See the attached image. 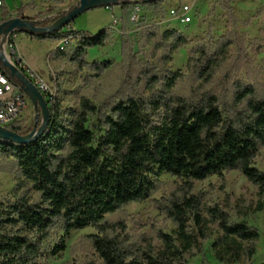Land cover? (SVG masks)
Here are the masks:
<instances>
[{
	"label": "trees",
	"instance_id": "obj_1",
	"mask_svg": "<svg viewBox=\"0 0 264 264\" xmlns=\"http://www.w3.org/2000/svg\"><path fill=\"white\" fill-rule=\"evenodd\" d=\"M164 1L103 8H118L120 25L130 20L137 6L158 13ZM232 1L218 0L227 19L224 34L190 52L187 67L200 84L187 95H173L182 73L165 67L187 43L186 36L175 28L161 31L156 24L147 26L148 40L163 51L153 62L139 57L123 23L124 64L115 91L99 102L81 98L79 109L65 121L58 93L46 95L51 121L42 137L24 145L0 140V153L11 158L20 172L19 186L31 184L18 195L0 196V264H44L45 258L64 250L66 235L87 227L96 230L88 238L103 264H182L183 253L203 252L211 223L221 232L212 244L220 261L233 264L243 255L254 256L255 248L243 244L257 240L259 230L246 221H233L228 210L206 204L202 195L193 192L197 181L236 170L264 196V171L255 165L264 147V69H256L250 50L251 46L255 55L262 53L264 37L249 41L237 31ZM34 6L23 4L16 17L34 20L25 13ZM2 14L0 24L13 17L7 10ZM112 33L111 27L94 35L66 27L51 34H27L54 41L73 36L75 41L68 47L74 51L68 55L59 49V58L69 56L99 76L109 63L88 62L85 53L106 46ZM34 123L35 119L32 125L16 123L11 129L26 135ZM41 123L40 115L38 126ZM162 173L182 181V194L160 206L174 222V234L160 231L161 247L134 244L125 234V223L112 222L108 216L148 199ZM263 209L264 203H258L254 211ZM53 229L63 236L47 249L44 243Z\"/></svg>",
	"mask_w": 264,
	"mask_h": 264
},
{
	"label": "rangeland",
	"instance_id": "obj_2",
	"mask_svg": "<svg viewBox=\"0 0 264 264\" xmlns=\"http://www.w3.org/2000/svg\"><path fill=\"white\" fill-rule=\"evenodd\" d=\"M80 0H0V19L4 18L3 10L7 15L16 17L17 10L25 3H33L34 9H28L25 13L41 23H53L57 16L71 10ZM183 5L192 7V21L184 24L178 17H172L171 10L179 9ZM232 5L238 19L237 31L246 35L249 41L264 37V0H233ZM48 9H51L48 12ZM116 9V8H115ZM116 11H119L118 8ZM111 13L104 12V8H94L86 11L68 27L76 32H85L89 35L99 33L102 29L111 27L113 33L108 38L104 47L92 48L86 51L85 60L88 62L105 63L109 66L99 76L95 72H89L86 67H81L69 56L59 58L58 50L60 40H38L31 35L18 32L16 47L18 55L37 72V74L52 86L54 93H58L61 106V120L71 119V111L79 109L81 98L88 97L94 102L103 100L109 93L117 89L120 84L123 69V55L121 43L125 39V31L122 30L123 23L127 35L134 43V50L139 57L145 60L157 61L162 54L161 49L155 47L154 40H148L146 27L156 24L161 31L175 28L187 38V43L180 47L172 55V60L165 64L167 70L172 73L180 71L182 77L173 89L175 97L187 95L190 90L200 84L189 71L188 59L194 46L207 39H218L227 29L225 11L220 7L218 0H165L161 12L142 6L138 20H126L120 25L112 27ZM118 16L120 14L117 12ZM67 47L65 51L71 54L74 48ZM256 69H264V51L255 55L250 46ZM242 71V75H245ZM46 97L49 108L50 97ZM36 113L31 101L28 104L23 125H32ZM255 165L264 171V147L255 160ZM22 180L20 172L13 160L0 153V196H14L21 193L22 189L31 187L25 182V186H19ZM182 181L167 173L159 176L157 188L151 196L140 202H133L112 215L108 219L112 222L121 221L125 223V234L130 241L137 245L153 244L161 247L162 242L159 232L163 231L170 235L174 234L176 228L174 222L168 218L160 208L168 198L174 194H182ZM194 193L202 195L203 201L208 205H219L229 211L233 221H246L259 230V238L252 242H244V246H253L255 254L251 259L242 256L240 261L233 264H258L264 261V209L254 211L258 203H264V196L260 197L256 187L239 171H226L221 176L212 175L205 180L197 181ZM246 213V214H244ZM93 227L82 230H72L65 236V248L58 254L44 259V264H88L94 260L96 264H103L97 260L96 254L91 246L88 235L95 233ZM210 235L203 243V252L195 256L183 253L180 257L182 264H228L216 257L212 244L221 232L215 224L209 225ZM63 232L53 229L49 238L45 240V247L51 249L60 241Z\"/></svg>",
	"mask_w": 264,
	"mask_h": 264
},
{
	"label": "water",
	"instance_id": "obj_3",
	"mask_svg": "<svg viewBox=\"0 0 264 264\" xmlns=\"http://www.w3.org/2000/svg\"><path fill=\"white\" fill-rule=\"evenodd\" d=\"M152 0H80L76 6L66 13L57 16L51 24L42 26L38 20L22 19L12 17L0 24V65L8 76L26 93L33 104L36 116L34 127L31 132L21 135L11 128L0 126V140L15 145H24L38 140L42 137L50 124L51 111L46 100L45 94L27 76L18 69L6 56L4 41L8 34L17 31L30 34L38 33H55L66 28L77 17L88 10L100 7L117 6L123 2H149ZM42 116V123L38 126L39 116Z\"/></svg>",
	"mask_w": 264,
	"mask_h": 264
},
{
	"label": "built area",
	"instance_id": "obj_4",
	"mask_svg": "<svg viewBox=\"0 0 264 264\" xmlns=\"http://www.w3.org/2000/svg\"><path fill=\"white\" fill-rule=\"evenodd\" d=\"M1 4V2H0ZM192 7L189 5H183L179 9H172V17H178L184 24H188L192 21ZM140 15V7L137 6L132 15V20H138ZM112 27H115L120 17L116 13L111 15ZM18 32L14 31L8 34L4 41V49L8 59L18 67L25 76L28 77L38 89L46 95H53L54 90L45 80H43L35 70H33L27 62L18 55L16 47V39ZM75 38L73 36H67L62 38L59 44V49L64 50L70 44L74 43ZM30 99L26 93L18 86L4 71L0 65V126L5 128H11L16 123H21Z\"/></svg>",
	"mask_w": 264,
	"mask_h": 264
},
{
	"label": "crops",
	"instance_id": "obj_5",
	"mask_svg": "<svg viewBox=\"0 0 264 264\" xmlns=\"http://www.w3.org/2000/svg\"><path fill=\"white\" fill-rule=\"evenodd\" d=\"M117 9V8H116ZM116 9L115 8H104V12H109V13H111L110 14V16L112 15V13H116L117 14V12L118 11H116ZM29 16V15H28Z\"/></svg>",
	"mask_w": 264,
	"mask_h": 264
}]
</instances>
